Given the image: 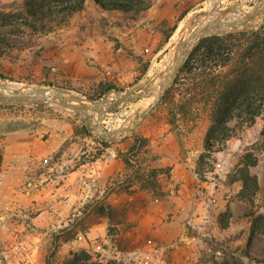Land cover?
Instances as JSON below:
<instances>
[{
	"label": "rangeland",
	"instance_id": "rangeland-1",
	"mask_svg": "<svg viewBox=\"0 0 264 264\" xmlns=\"http://www.w3.org/2000/svg\"><path fill=\"white\" fill-rule=\"evenodd\" d=\"M144 3L166 9L167 34L182 25L184 34L210 7L233 23L202 33L169 71L176 29L142 51L130 78L92 55L61 78L52 60L40 77L31 63L59 52L53 38L82 43L88 31L120 49L116 30L145 11L85 0L68 18L53 0H0V81L34 90H0V264H65L76 255L94 264H264V116L232 122L230 140L209 151V118L174 119L170 105L157 106L201 40L260 30L264 0ZM137 138L147 146L138 140L133 150Z\"/></svg>",
	"mask_w": 264,
	"mask_h": 264
},
{
	"label": "trees",
	"instance_id": "trees-1",
	"mask_svg": "<svg viewBox=\"0 0 264 264\" xmlns=\"http://www.w3.org/2000/svg\"><path fill=\"white\" fill-rule=\"evenodd\" d=\"M53 1L62 3L58 13L68 18L81 12L85 4V0ZM95 2L105 10L130 12L137 9L142 12L149 8L144 0ZM41 14L46 15L43 10ZM30 26L36 30L35 26ZM175 29L165 33L166 40H169ZM112 89L114 88L107 87L104 92ZM158 105H170V113L174 119L180 117L198 120L202 116L209 118L211 127L206 141L209 151H212L215 143L224 144L230 140L229 126L232 122L237 121L243 126L255 124L257 119L264 116V26L249 33L211 36L201 40L160 97ZM138 140L141 141L140 147L147 146L148 139L137 138L132 145L133 150L137 148ZM124 161L129 163L131 159L125 156ZM1 162L0 151V165ZM109 209L107 211L101 207L100 211L112 219V209ZM65 264L94 263L89 257L80 259L76 255Z\"/></svg>",
	"mask_w": 264,
	"mask_h": 264
},
{
	"label": "crops",
	"instance_id": "crops-1",
	"mask_svg": "<svg viewBox=\"0 0 264 264\" xmlns=\"http://www.w3.org/2000/svg\"><path fill=\"white\" fill-rule=\"evenodd\" d=\"M165 10L166 9H163L162 7L159 8V6L153 5L145 10V12H143L137 19L122 23L119 30H116L117 35L115 36L117 41H120V43L123 44V47L120 49H106L103 42H100V40L102 41V38L94 37L92 32L89 33L88 31L85 33L82 43L75 42V44H69L73 43L75 39L79 41L77 36L69 39L68 36L53 38L55 44L58 45L57 48L59 52H56L54 57H50L48 60L40 58L38 62L31 63V70L34 68H36V70L41 68L43 74H41L40 77H47L49 72L48 69L52 68L51 66L54 61L56 65L52 68L53 73H56L60 78L62 77V74L70 76L71 71L74 68H76L79 64L82 65L85 63L84 55L85 57L92 55L96 59V62H93L94 64H99L106 69H112L115 71L120 69V72H124L125 75L130 78L135 73L136 68L131 70L129 66H133V68L137 67L136 65L142 51L145 48H149L150 51L152 45L158 44L162 37H164L167 30L166 27H162V23L166 19L164 13ZM82 17L84 20L86 13H83ZM73 18L76 20L78 16L75 15ZM76 24L78 25L79 23ZM75 29L77 28L73 27L72 30ZM112 30L115 31V29ZM103 35L108 36L110 33L105 34L102 32L101 36ZM46 38H48V36H45L40 40L44 41V44H50L51 42H48ZM48 39L50 40V38ZM97 71L100 73L99 70ZM100 80L101 78L99 77V81ZM167 178L169 179V177ZM173 179L175 178L173 177ZM160 183H162V181H160ZM173 198L176 200L179 199L176 195Z\"/></svg>",
	"mask_w": 264,
	"mask_h": 264
},
{
	"label": "bare ground",
	"instance_id": "bare-ground-1",
	"mask_svg": "<svg viewBox=\"0 0 264 264\" xmlns=\"http://www.w3.org/2000/svg\"><path fill=\"white\" fill-rule=\"evenodd\" d=\"M211 6V5H210ZM206 9V8H205ZM208 12V16H202L200 18V20L198 22H196L194 25L193 24H190L189 26H187V28L185 29V33L183 34V25L180 26L178 29H176L177 31L175 32V34L173 35V37L171 38L172 40V54H171V57L169 58L168 63H167V69L169 71V69L172 67L173 64H175L179 59L180 57L182 56V54L187 51L188 49H190V47L192 46V44L194 42H196V40L198 39L199 36H201V34L203 32H206L207 30L209 29H217L218 27H221V26H226V25H230L232 24L233 20L232 21H226V20H223L222 17H218L216 15H210V14H213L212 13V7L208 8L207 10ZM220 12H223V11H220ZM241 13V12H240ZM246 13V12H243V14ZM233 14V13H232ZM236 14V13H235ZM220 15V14H219ZM223 15V13H222ZM226 15V14H225ZM242 15V14H241ZM245 15V14H244ZM263 15V14H262ZM199 17V16H198ZM233 18V16H232ZM243 19V18H242ZM254 19V18H253ZM258 19V18H257ZM236 21V20H235ZM242 21V20H241ZM256 21V20H255ZM254 21V22H255ZM237 22V21H236ZM240 22V21H239ZM235 24V23H234ZM251 25V24H250ZM217 26V28H216ZM231 27V26H230ZM229 27V28H230ZM185 28V27H184ZM222 28V27H221ZM232 28V27H231ZM225 30V29H224ZM216 31H220L219 29L216 30ZM223 31V29H222ZM171 50V51H172ZM180 63V62H179ZM175 68V67H173ZM160 70V69H159ZM167 71V70H166ZM159 72V71H158ZM159 74V73H158ZM161 80V79H160ZM160 87V86H159ZM1 89H4V90H8V91H18V92H21L23 94H26L30 91H34L33 89L31 88H26V87H23L22 85H19V84H9V83H6V82H3V81H0V90ZM161 89V88H160ZM31 93V92H30ZM151 97V96H150ZM47 98V97H46ZM152 98V97H151ZM71 99V98H70ZM76 99V97H75ZM78 99V98H77ZM109 100V99H108ZM74 101L73 104L74 105H78V102H76L75 100H72ZM155 101V100H154ZM154 101H151V102H154ZM72 103V102H70ZM84 106L86 107H90L91 106V103L90 102H86L84 101L82 103ZM141 112V111H140Z\"/></svg>",
	"mask_w": 264,
	"mask_h": 264
},
{
	"label": "water",
	"instance_id": "water-1",
	"mask_svg": "<svg viewBox=\"0 0 264 264\" xmlns=\"http://www.w3.org/2000/svg\"><path fill=\"white\" fill-rule=\"evenodd\" d=\"M212 29V28H211ZM210 30V29H209ZM209 30H207V31H209ZM206 31V32H207ZM204 33V32H203ZM18 96H20L19 94H13L12 92H7V97H9V98H13V97H18ZM56 98H58V99H60L67 107H71L72 105L71 104H69V103H67V102H64V100L62 99V97H61V94H59V93H57L56 94ZM1 103V102H0Z\"/></svg>",
	"mask_w": 264,
	"mask_h": 264
}]
</instances>
